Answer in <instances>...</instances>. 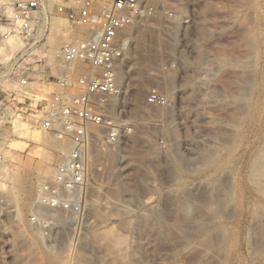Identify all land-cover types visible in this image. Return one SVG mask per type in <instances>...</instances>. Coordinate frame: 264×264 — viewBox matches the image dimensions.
<instances>
[{"label":"rangeland","instance_id":"obj_1","mask_svg":"<svg viewBox=\"0 0 264 264\" xmlns=\"http://www.w3.org/2000/svg\"><path fill=\"white\" fill-rule=\"evenodd\" d=\"M27 1L0 0V16ZM37 1L44 21L32 55L17 68L20 40L10 39L0 48V73L15 86L25 68L30 91L44 101L56 88L37 77L45 69L39 60L81 32L57 8L77 9L83 0ZM149 2L155 14L132 28L118 68L121 138L114 147L101 142L102 132L92 139L77 219L39 204L67 143L18 120L0 124V264H264L245 249L253 223L264 225L262 210L252 223L253 204L264 203V0ZM151 87L165 93L168 107L146 104ZM206 194L222 204V226L234 236L225 257L194 244L192 224L181 216L182 206H198Z\"/></svg>","mask_w":264,"mask_h":264},{"label":"built area","instance_id":"obj_2","mask_svg":"<svg viewBox=\"0 0 264 264\" xmlns=\"http://www.w3.org/2000/svg\"><path fill=\"white\" fill-rule=\"evenodd\" d=\"M79 4L77 9L60 6L56 15L81 32L55 51L56 64L50 58L39 60L45 69L37 77L52 79L47 83L56 88L49 99L36 100L25 68L15 86H6L9 74L0 73V124L18 120L27 131L54 135L67 143L55 165L53 182L40 190L39 204L73 219L81 211L83 186L88 182L92 139L102 132L101 142L114 147L121 138L116 113L124 88L118 68L130 53L131 30L155 14L149 0H83ZM39 12L38 1L30 0L14 3L9 16H0V48L12 38L20 40L19 56L13 60L17 68L32 55L44 21ZM146 104L166 108L170 103L164 92L151 87Z\"/></svg>","mask_w":264,"mask_h":264},{"label":"bare ground","instance_id":"obj_3","mask_svg":"<svg viewBox=\"0 0 264 264\" xmlns=\"http://www.w3.org/2000/svg\"><path fill=\"white\" fill-rule=\"evenodd\" d=\"M253 4V3H252ZM250 22V21H249ZM250 27V26H249ZM204 31L203 27L201 26H198L196 28V32H197V35L199 34H202ZM253 33V32H252ZM142 35V34H141ZM250 41V40H249ZM253 41V40H252ZM248 42V41H247ZM140 44V42H139ZM250 44V48L254 46V44L251 42H248L247 45ZM246 45V46H247ZM140 46L141 48V44L138 45ZM139 48V49H140ZM191 48H192V51L196 53L198 48H197V43L196 42H192L191 44ZM141 50V49H140ZM196 57V56H195ZM198 57V56H197ZM196 57V58H197ZM51 61L53 62V60L55 61L54 59V56H51L50 57ZM191 64V62H189V65ZM253 79V78H252ZM243 108V106H242ZM241 109V108H240ZM244 110V109H243ZM242 111V110H241ZM240 112V111H239ZM238 112V113H239ZM244 114V113H243ZM249 114V113H248ZM244 118V117H243ZM247 118V117H246ZM39 137L38 134H36L35 136H33L32 141L36 140L37 138ZM68 148V147H67ZM227 160V159H226ZM258 160V158H257ZM261 164H262V169L264 170V157L262 158L261 157ZM229 161V160H228ZM231 161V160H230ZM256 161V160H255ZM257 161V162H258ZM105 162V161H104ZM106 164H108L110 167H112V163L114 162L113 161V156L110 154V155H107L106 156ZM226 161H223L222 163H220L219 165H217V169H220L221 166H223V164L225 163ZM177 164V163H176ZM175 164V165H176ZM253 164H256L253 163ZM252 164V165H253ZM260 164V165H261ZM178 166V165H177ZM175 166V167H177ZM181 166V165H180ZM179 166V167H180ZM255 166V165H254ZM253 167V166H252ZM257 167V166H256ZM113 169V168H112ZM177 169V168H176ZM185 169V168H183ZM216 169V168H215ZM258 169V168H257ZM180 170V169H178ZM190 170V169H189ZM255 170V169H254ZM182 170H180L181 172ZM188 171V170H187ZM206 171V170H205ZM219 171V170H218ZM261 171V170H260ZM114 172V169L113 171ZM216 172V171H215ZM258 172V171H257ZM179 173V172H177ZM186 173V172H185ZM185 173H181V174H185ZM180 174V175H181ZM260 174V173H259ZM186 175V174H185ZM261 176V175H260ZM259 176V177H260ZM262 177V176H261ZM140 178V177H139ZM263 179V178H262ZM142 180V179H140ZM146 180V179H145ZM213 191V190H212ZM211 192V191H210ZM262 192V191H261ZM215 193H217L215 191ZM223 193V192H222ZM116 194V193H115ZM213 194V193H211ZM119 195V194H117ZM116 195V196H117ZM208 195L206 194V197ZM208 199L203 202L202 204L200 205H196V204H193V205H196V206H185L183 207L182 206V209H181V216H182V219L191 223L192 224V229H191V235L192 236H195L198 238L197 242H195L194 244L198 243V247L201 246L203 247V249L205 248L207 251H212V250H215V249H220L222 250L221 252H223L222 254H224L223 256L225 257V254L228 252V251H232V249H235L236 247V243L234 241V236L232 237V235H230L227 230H225L223 228V221H224V216L223 215V206L222 204L220 205L219 202H217V197H213L212 195L207 197ZM220 200V199H219ZM225 200V199H224ZM202 202V201H201ZM198 204V203H197ZM192 205V204H191ZM254 207L256 208L254 214H253V222H256V219H258V210H262V212H264V203H260V202H255L254 204ZM227 206V205H226ZM254 210V209H253ZM210 215L208 217H211V219L209 220H205L203 216L201 215ZM227 217V216H226ZM225 217V218H226ZM257 223V222H256ZM264 224V223H262ZM127 225V224H126ZM253 227L250 228V230L252 229V232L250 233L251 237L250 239H248L246 241V244H245V249L246 251L249 253V257H251L252 260H256V258H260L262 259V261H264V236H263V233H264V225H261V224H255L253 223L252 225ZM126 227V226H125ZM129 224L127 225V228H129ZM184 228V227H183ZM186 228V227H185ZM186 229H189V228H186ZM112 232V231H110ZM189 233V232H188ZM111 235V239L113 241H109L110 244H115V245H119V243L121 242L120 241V238H118L115 234H110ZM186 235V234H185ZM263 236V238H262ZM188 237V236H187ZM189 238V237H188ZM192 238V237H191ZM187 239V238H186ZM115 242H119L118 244H116ZM123 244V243H122ZM214 253V252H213ZM216 253V252H215ZM219 256V254H218ZM222 260V259H221ZM220 260V262H221ZM137 264H142V262H138ZM256 264H262V263H256Z\"/></svg>","mask_w":264,"mask_h":264}]
</instances>
